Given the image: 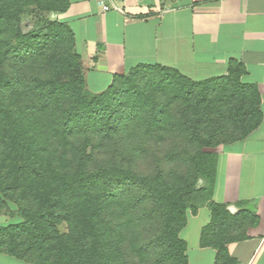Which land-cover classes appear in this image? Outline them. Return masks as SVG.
<instances>
[{
  "label": "trees",
  "instance_id": "trees-1",
  "mask_svg": "<svg viewBox=\"0 0 264 264\" xmlns=\"http://www.w3.org/2000/svg\"><path fill=\"white\" fill-rule=\"evenodd\" d=\"M69 0H0V253L27 264H188L179 233L206 206L199 245H226L259 217L246 201L212 199L220 145L261 122L244 65L193 80L138 64L86 89ZM34 26L21 28L23 16ZM63 226V230H60Z\"/></svg>",
  "mask_w": 264,
  "mask_h": 264
},
{
  "label": "crops",
  "instance_id": "crops-1",
  "mask_svg": "<svg viewBox=\"0 0 264 264\" xmlns=\"http://www.w3.org/2000/svg\"><path fill=\"white\" fill-rule=\"evenodd\" d=\"M56 17L74 33L90 92L138 64L172 67L193 80L225 75L229 59L244 65L241 81L256 86L262 119L244 139L216 148L212 199L255 210L249 237L226 247L238 264H264V0H69ZM209 220L206 206L187 216L179 236L188 264L214 263L215 250L199 245ZM7 222L0 214V225ZM0 264L27 263L0 253Z\"/></svg>",
  "mask_w": 264,
  "mask_h": 264
},
{
  "label": "rangeland",
  "instance_id": "rangeland-1",
  "mask_svg": "<svg viewBox=\"0 0 264 264\" xmlns=\"http://www.w3.org/2000/svg\"><path fill=\"white\" fill-rule=\"evenodd\" d=\"M33 26H34V20H33L32 16H30V15L23 16V18L21 20V28H22V30L23 31H28V30L32 29ZM0 214H3L5 216H7V218H8V222L5 223V224H3V225H6L10 221H13V220H16L17 219V217H10L8 214L3 213V212H1ZM59 228H60V230H63L64 229L63 226H60Z\"/></svg>",
  "mask_w": 264,
  "mask_h": 264
},
{
  "label": "built area",
  "instance_id": "built-area-1",
  "mask_svg": "<svg viewBox=\"0 0 264 264\" xmlns=\"http://www.w3.org/2000/svg\"><path fill=\"white\" fill-rule=\"evenodd\" d=\"M114 8L117 9L116 7H114ZM102 9H103V10H108L109 7H108L107 5H102Z\"/></svg>",
  "mask_w": 264,
  "mask_h": 264
}]
</instances>
